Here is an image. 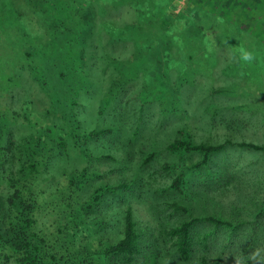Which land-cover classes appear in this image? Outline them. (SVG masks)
<instances>
[{"label": "rangeland", "instance_id": "rangeland-1", "mask_svg": "<svg viewBox=\"0 0 264 264\" xmlns=\"http://www.w3.org/2000/svg\"><path fill=\"white\" fill-rule=\"evenodd\" d=\"M0 1V125L12 150L20 135L33 131L29 123L35 122V115L42 117L39 123L57 121L68 135L63 157L52 159L54 174L61 168L86 166L111 184L128 180L127 188L104 193L100 208L114 219L129 203L143 229V240H164L160 227L187 216L169 205L171 201L190 207L194 215L221 210L234 222L240 220L233 230L216 228L207 240H264V208H259L264 203V152L226 146L212 154L207 166L184 170L182 192L168 186L174 171L162 165L167 162L174 169L182 164L179 155L165 148L179 128L197 140L231 137L264 142V69L258 60L251 66L232 60L234 46L261 53L264 0H215L227 14L236 12L225 16L239 24L237 35L226 40V28L215 19L207 26L198 22V30L209 31L211 51L204 50L197 37L185 39L193 58L182 46L184 57L177 59L172 53L170 64L159 73L150 59L159 51L157 37L163 32L154 14L140 17L127 4H103L86 26L78 5L54 7L35 0L33 10L26 0ZM151 2L155 12L163 10V4ZM89 4L97 9L99 3L90 0ZM10 7L18 15L6 23L2 12ZM251 7L258 12H251ZM80 10L90 13L86 6ZM103 21L119 28L111 32ZM191 31L198 35L196 28ZM212 87L228 90L212 93ZM61 119L71 125L70 133ZM99 128L105 131L81 136ZM198 157L197 152L182 156ZM229 177L235 190L226 197L217 195L215 189ZM209 226L200 219L194 230L201 233ZM144 243L153 255L146 248V254L132 264H181L165 241ZM256 249L264 256V241H207L205 248L196 243L190 264H199L201 251L209 259L219 253L221 264H231L226 257L239 254L247 260Z\"/></svg>", "mask_w": 264, "mask_h": 264}, {"label": "trees", "instance_id": "trees-1", "mask_svg": "<svg viewBox=\"0 0 264 264\" xmlns=\"http://www.w3.org/2000/svg\"><path fill=\"white\" fill-rule=\"evenodd\" d=\"M26 1L29 3V9L34 10L35 0ZM46 1L54 7L63 6L65 3L69 6L78 5L77 11L82 15V22L86 26L93 23L92 15L100 13L101 8L108 4L112 7L127 4L134 8L135 13L140 17L142 14L148 16V13L158 16L157 25L163 30L157 37L160 48L159 51L150 54V59H153L158 73L170 64L173 59L172 53L176 54L177 59L184 57L181 54L182 46L187 56L193 58L194 54L189 49L190 42L187 43L185 39L197 37L199 42H202V48L211 51L208 48L209 31L198 30L196 27L198 22H203L207 26L215 19L219 26L224 25L223 27L226 28V40L235 37L239 32V24L231 21L233 18L228 19L225 16L230 17L236 12L227 14L226 9L218 7L215 0H204V2L199 0H94L99 3L97 9L90 6V0H43L41 2ZM151 1L163 4V10L160 13L155 12L156 5L154 6ZM85 6L89 14L85 10H80ZM49 10L48 16L51 14ZM252 10L254 13L258 12L254 7H251V12ZM5 11L2 13L6 15L4 20L6 23H11L18 15L11 7L8 10L6 8ZM253 16L256 17V14ZM137 23L135 26L142 29V26ZM102 24L111 32L115 27L119 28L110 21H103ZM195 28L197 36H193L191 31L195 32ZM173 38H176L175 47ZM237 49L235 46L232 48L233 52ZM257 60L260 61V67L263 70L264 43ZM175 61L178 67L183 66V62ZM59 75H61L60 72ZM226 90L228 89L212 87L209 92H226ZM262 103L264 107V97ZM23 117L29 121L27 115ZM41 118L35 115L38 121L29 123L33 131L20 135L14 150L11 149L10 142H6L5 134H1L2 131L4 133L5 128H1L0 125V240H143L146 238L143 236V229L134 208L129 203L121 208L120 217L114 219L107 218L108 216L105 215L107 210L105 209L103 214L100 208L105 197L104 193H114L120 187L127 188L128 180L111 184L108 178H103L86 166L78 170L61 168L57 175L54 174L50 168L52 159L63 157L68 134L64 133L61 123L50 120H40L41 123H39ZM59 121L67 124L70 133L71 125L63 119ZM103 131H105L103 128L91 129L88 134H81V136L91 137ZM226 146L264 152V142L234 140L231 137H224L221 141L197 140L189 131L179 128L177 135L165 144V148L179 155L182 162L174 169L167 162L162 164L166 170L174 171L168 186L182 192L186 183L184 170L207 166L212 154L223 150ZM190 152H197L199 157L182 158ZM152 155L153 151L148 153L147 157ZM93 178L98 181L94 182ZM232 180V177L225 179L222 185L215 189H218L217 195L226 197L233 192L235 185ZM169 205L186 211L187 216L160 227L159 232L164 236V240H207L210 233L218 227L233 230L240 224V220L234 222L221 210L194 215L192 209L183 204L171 201ZM259 208H264V203ZM200 219L208 222L210 225L208 231L197 233L194 230L196 222ZM165 242L181 264H190L196 243L204 248L207 246V241ZM146 248L149 249L144 241H0V264H132L146 254ZM149 250L153 255V251ZM221 257L218 253L209 259L205 251H201L197 259L199 264H221Z\"/></svg>", "mask_w": 264, "mask_h": 264}, {"label": "clouds", "instance_id": "clouds-1", "mask_svg": "<svg viewBox=\"0 0 264 264\" xmlns=\"http://www.w3.org/2000/svg\"><path fill=\"white\" fill-rule=\"evenodd\" d=\"M257 59V53L244 47H239L232 57L234 62L249 66L253 65ZM225 259L230 260L231 264H248V261L255 262V264H264V256L261 255L260 249H256L251 252L247 257V260L239 254L234 257H226Z\"/></svg>", "mask_w": 264, "mask_h": 264}]
</instances>
